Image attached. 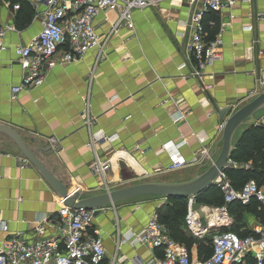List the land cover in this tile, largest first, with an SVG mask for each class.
I'll use <instances>...</instances> for the list:
<instances>
[{
  "label": "crops",
  "instance_id": "obj_1",
  "mask_svg": "<svg viewBox=\"0 0 264 264\" xmlns=\"http://www.w3.org/2000/svg\"><path fill=\"white\" fill-rule=\"evenodd\" d=\"M18 10L0 7V27L9 28L4 37L7 50L0 55V126L13 130L68 193H79L80 199L106 192L92 170L93 154L86 146L93 135L100 139L94 147L97 155L112 159L106 175L109 190L143 183H182L201 174L209 158L216 159L224 125L219 111L231 107L234 113L254 99L259 89L264 90V0L237 3L213 13L221 59L206 67L199 80L190 77L193 67L185 52L191 35L188 22L199 8L190 7L189 0H170L134 11L132 28L122 27L111 36L117 14L100 12L93 20L97 44L79 61L60 65V50L40 87L12 94L11 88L27 72L13 49L34 39L43 21V7L38 13L33 8L28 24L18 27L14 20ZM84 98L95 119L90 126L82 116ZM257 119L263 126L264 116ZM242 133L233 138L231 151ZM169 142L183 143L180 153L186 166L175 172L167 171L163 146ZM236 164L244 171L251 166L250 162ZM187 169L192 174L182 180L161 179ZM161 199L146 201L132 216L122 213L117 228L106 213L94 217L106 252L104 264L115 255L126 257L129 264H149L160 257L144 247L128 245L116 254V237L129 230L141 232L150 215L164 206ZM63 203L15 143L0 133V248L18 233L29 241L60 237L56 220ZM200 208L204 207L199 206L198 212L205 224L210 208L206 207L207 213ZM246 218V231L261 224L249 213ZM39 227L43 231L37 234ZM189 253L199 258L196 249Z\"/></svg>",
  "mask_w": 264,
  "mask_h": 264
},
{
  "label": "built area",
  "instance_id": "obj_2",
  "mask_svg": "<svg viewBox=\"0 0 264 264\" xmlns=\"http://www.w3.org/2000/svg\"><path fill=\"white\" fill-rule=\"evenodd\" d=\"M170 0H29L36 13L43 7V21L39 34L25 45L15 46L13 51L17 60L27 68L26 75L18 86L12 87V94L27 92L40 87L45 80L46 72L52 69L56 62L54 57L62 50L60 65L75 63L97 44V35L93 27L94 18L103 11L115 12L117 18L112 25L109 36L116 34L122 27L132 28L131 15L134 11L145 10L159 3ZM250 0H189L190 7L197 5L199 10L192 12L188 22L191 31L186 45V55L192 64L190 77L201 79L206 67L221 59L220 41L215 38L207 42L203 15L218 13L229 9L237 3H248ZM19 9L14 7V10ZM208 27L215 23L209 21ZM9 28L0 27V55L7 50L4 43L6 31ZM14 31V29H11ZM104 43L100 46L102 48ZM181 68V67H180ZM82 116L86 126L94 124L95 119L89 114L88 98L83 99ZM261 123H253L258 126ZM97 134L93 135L86 145L93 154L92 170L101 178L106 192L107 173L111 169L112 159L100 158L95 151V143L99 142ZM51 145L55 140H50ZM183 143H167L163 146L169 166L168 172H175L186 166L181 157L180 148ZM209 163L213 160L209 158ZM237 169L238 165L228 161V168ZM249 169V166H245ZM223 199V205L210 208L209 218L205 224L201 221L198 211L193 210L194 198L187 199V214L185 227L199 240L209 238L211 254L206 259L193 257L181 244L169 237L164 225L158 221L157 212H153L146 226L139 233L131 230L118 235L116 238V254L121 246L128 245L144 247L159 253L160 257L153 258L149 264H244L245 258L251 255L256 264L264 262V225L257 224L251 230V235L240 238L230 232L221 233L223 228L232 224L228 214V206L239 203L243 206L255 200L264 209V186L259 187L254 180H248L240 189H235L225 175L219 174L214 182ZM200 208L203 213H207ZM74 210L62 207L57 214L56 228L60 237L47 239L37 237L26 240L22 233L10 237L0 248V264H104L106 252L100 233L94 227V215L104 212ZM205 218H207L205 214ZM118 226V224H117ZM6 229V227H4ZM43 228L35 230L42 233ZM108 264H129L124 256L113 257Z\"/></svg>",
  "mask_w": 264,
  "mask_h": 264
},
{
  "label": "trees",
  "instance_id": "obj_3",
  "mask_svg": "<svg viewBox=\"0 0 264 264\" xmlns=\"http://www.w3.org/2000/svg\"><path fill=\"white\" fill-rule=\"evenodd\" d=\"M8 1V0H6ZM12 5H18L19 10L15 13V23L21 27L25 22L30 20L34 13L33 7L29 0H9ZM212 21L214 27H208L207 23ZM202 24L207 34L206 41H212L217 33V20L213 13L203 15ZM230 159L233 162L243 164L251 163L250 169L247 171L228 168L225 175L230 184L235 189H240L248 180H254L259 187L264 186V127L250 125L239 137L236 145L233 147ZM196 205L220 207L223 205V199L216 187H211L207 191L199 194L194 198ZM187 199H167L166 204L157 210L158 221L164 224L168 231L169 237L175 242L186 246L190 249L194 244L198 248L199 259H206L211 254V244L209 240H195L192 236L186 235L185 232V216H186ZM228 211L233 218L240 217L242 214L249 213L258 218V221L264 225V209L255 200L248 205L233 203L228 206ZM235 220V219H234ZM236 233L227 231L240 238L251 235V231L244 230V223L235 226ZM194 241V243H193ZM201 241V242H200ZM204 241V242H203ZM206 246H204V245ZM244 264H256L251 255L245 258ZM264 264V262H263Z\"/></svg>",
  "mask_w": 264,
  "mask_h": 264
},
{
  "label": "water",
  "instance_id": "obj_4",
  "mask_svg": "<svg viewBox=\"0 0 264 264\" xmlns=\"http://www.w3.org/2000/svg\"><path fill=\"white\" fill-rule=\"evenodd\" d=\"M264 108V90L259 89L257 95L249 103L245 104L234 113L231 107H226L219 111L220 121L223 122V129L220 138L221 148L213 163L201 174L196 175L191 180L175 184L143 183L121 189H113L100 195L80 199L79 193H68L63 187L30 153L19 136L10 128L0 126V133L7 135L18 147L22 156L33 164L56 190L63 204L74 210L96 211L115 204L141 197H157L164 199H189L195 198L199 194L214 186L219 174L227 169L230 160L231 145L236 131L245 124L252 125L249 121L256 113Z\"/></svg>",
  "mask_w": 264,
  "mask_h": 264
},
{
  "label": "rangeland",
  "instance_id": "obj_5",
  "mask_svg": "<svg viewBox=\"0 0 264 264\" xmlns=\"http://www.w3.org/2000/svg\"><path fill=\"white\" fill-rule=\"evenodd\" d=\"M8 7V8H13L14 9V7H19L18 5H12L11 4V2L8 0V1H6V0H0V7ZM261 116H264V108L263 109H261L258 113H256L253 117H252V121L251 120H249L252 124L254 123H257V122H259V121H257V122H255L256 121V119L257 118H260ZM258 120V119H257ZM263 126L262 127H264V123L262 124ZM248 126H250V125H248V124H245V125H243L242 127H240L237 131H236V133H235V135H234V139H236L237 138V136L240 134V133H242L243 131H245V130H247L246 128L248 127ZM258 126H261V124L260 125H258ZM50 140L51 139H49L48 141H49V143H50ZM51 144V143H50ZM220 148H221V142H220V146H219V150H220ZM218 150V151H219ZM219 153V152H218ZM211 164H209V165H206L205 167H204V170H206L209 166H210ZM204 172V171H203ZM190 174H192V170L191 169H187L186 171H184V173L183 174H180V173H174V174H170V175H166V176H162V178L161 179H164V180H167V179H169V180H176V181H179V180H182L184 177V175H186V178L190 175ZM180 175L182 176V177H180ZM170 184H175V183H170ZM109 189V188H108ZM113 189H115V190H117V189H121V188H113ZM112 189V190H113ZM150 199H157V198H148V197H141V198H135V199H131V200H128V201H124V202H121V203H118V204H115L114 206H111V207H107V208H105V211L103 212V213H106V214H104L105 216H110V218H111V225L113 226L114 225V227L115 228H117V224H118V222L119 221H121L122 219H121V215H123L122 213H126V214H129V215H133L134 213H137L138 212V210L140 209V206L141 205H143L146 201H148V200H150ZM160 199V198H159ZM161 201L164 203V205L166 204V200L165 199H161ZM199 206H201V205H199ZM198 205H194L193 206V210H195V211H198V207H199ZM207 207V206H206ZM209 207V206H208ZM221 207V206H220ZM209 208H218V207H209ZM186 209H187V205H186ZM187 212V211H186ZM102 213V212H101ZM101 213H99V212H97V214H95L94 215V217H99V216H102V214ZM246 212L244 213V214H242L240 217H235V218H233L232 217V215H230V217H231V220H232V224L230 225V226H228V229L227 230H225V231H222L221 230V233H224V232H227V231H232L233 233H236L237 231H236V229H235V226L236 225H241V224H243L245 221H246ZM254 216V215H253ZM123 217V216H122ZM250 217H252V214H250ZM235 219V220H234ZM162 225H164V224H162ZM232 225H233V227H232ZM165 226V225H164ZM165 228H166V226H165ZM185 232H186V235H190V236H192L193 238H194V240L196 239V240H199V239H197L196 237H194L189 231H187V230H185ZM195 240V243L197 242ZM204 240V239H203ZM208 240V239H207ZM201 242V241H200ZM204 242V241H203ZM193 243H194V241H193ZM204 245V244H203ZM204 246H206V245H204ZM185 248H186V246H184ZM189 252L192 250V249H196V251H197V254H198V248H197V245L196 244H194L193 246H191V248L190 249H188V248H186Z\"/></svg>",
  "mask_w": 264,
  "mask_h": 264
}]
</instances>
